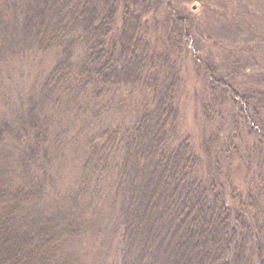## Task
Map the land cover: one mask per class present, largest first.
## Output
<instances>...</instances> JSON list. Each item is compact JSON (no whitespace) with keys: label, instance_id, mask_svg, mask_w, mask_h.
I'll return each mask as SVG.
<instances>
[{"label":"trees","instance_id":"trees-1","mask_svg":"<svg viewBox=\"0 0 264 264\" xmlns=\"http://www.w3.org/2000/svg\"><path fill=\"white\" fill-rule=\"evenodd\" d=\"M164 3L165 31L181 55L187 25ZM144 5L147 0H0V64L32 46L58 57L44 96L67 99L96 120L100 110H110L103 94L114 85L128 88L117 116L91 139L73 189L57 201L49 198L52 177L41 165L56 137L47 138L33 108L21 127L0 123V264H73L69 241L91 226L105 201L120 231V264H264V91L216 80L191 54L212 95L225 88L235 110L232 129L247 141L239 190L230 169L212 173L223 159L207 161L205 171L181 134L177 64L164 50L167 39L153 49L139 34L148 28ZM116 17L118 33L108 35ZM75 39L85 45L76 53ZM145 86L146 100L131 99ZM216 99L208 93L203 100L208 117ZM129 105L136 114L124 121ZM232 144L234 154L238 144ZM12 158L28 170L15 169Z\"/></svg>","mask_w":264,"mask_h":264},{"label":"rangeland","instance_id":"rangeland-1","mask_svg":"<svg viewBox=\"0 0 264 264\" xmlns=\"http://www.w3.org/2000/svg\"><path fill=\"white\" fill-rule=\"evenodd\" d=\"M167 2L174 6L178 13L176 17L184 20L187 25L184 29L187 32V41L184 39L180 46L182 54L174 53L176 49L172 44L178 41L172 40L173 37L169 39V33L165 31L168 24L163 11L164 0H147L144 8L148 13L144 15V19L148 28L138 32L144 35L146 42L153 49H160L163 39L170 43V47L166 45L164 50L171 52L170 62L175 61L178 69L176 77L179 82L174 102L181 115L179 130L190 139L193 152L204 162L205 171H208L207 161L209 164L217 157L223 159L220 161L221 167L212 173H225L230 169L231 183L240 190L241 185L242 188L245 187L242 181L240 154L245 155L247 141L243 135H237L234 131L236 125L231 113L235 110L225 88H217L212 95L210 88L203 81L201 71L205 74L212 73L213 78H219L233 88L240 84L242 88L264 91V0ZM116 18L110 22L108 35L113 33L116 36L118 33V29L116 33L114 29L120 20L117 18L116 22ZM142 19H137L140 28ZM77 43L80 47L74 49L75 53L85 48L84 43ZM30 48L32 49L28 54L16 56L0 64V123L8 122L21 127L22 117L33 108L41 118L39 121L49 130L47 138L56 137L55 144L47 149V155L43 159L48 160L41 161V165L44 172L52 177V180L47 182L49 198L57 201L73 189L91 139L117 116L115 112L117 108L122 107L120 102L127 95L128 88L123 85L112 86L103 94L110 99V110H100L96 120L87 118L88 113L76 110L67 99L57 101L54 96H44L45 79L58 57L54 52L38 51L33 46ZM187 53L186 58L187 55L184 57V54ZM193 53L205 64L201 71L193 64ZM143 89L138 90V93L133 92L131 99L146 100V86ZM208 93L210 97H217V106L209 117L202 109L203 100L207 98ZM135 114L136 109L133 110V106L129 105L124 121H129ZM22 134L27 135L24 131ZM234 142L238 145L237 151L232 154L229 151ZM205 145L209 147L211 154L204 151ZM22 148L29 150L27 146ZM11 160L15 169L21 172L28 170L27 164H20L16 158ZM42 175L41 172L40 176ZM106 204L105 201L102 208L95 212L97 216L91 226L69 241L68 253L73 264H120V231H117L116 218L110 216Z\"/></svg>","mask_w":264,"mask_h":264}]
</instances>
